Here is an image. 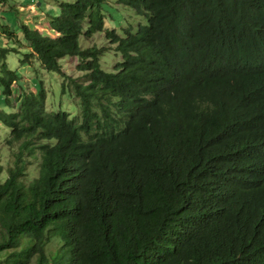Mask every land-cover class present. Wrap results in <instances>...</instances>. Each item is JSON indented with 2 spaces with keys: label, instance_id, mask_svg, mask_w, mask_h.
I'll return each mask as SVG.
<instances>
[{
  "label": "trees",
  "instance_id": "obj_1",
  "mask_svg": "<svg viewBox=\"0 0 264 264\" xmlns=\"http://www.w3.org/2000/svg\"><path fill=\"white\" fill-rule=\"evenodd\" d=\"M116 3L135 33L105 30L107 0L57 1L49 33L19 25L22 65L66 78L78 61L73 117L43 85L16 96L18 50L0 48V264H264V0ZM102 32L113 72L81 45Z\"/></svg>",
  "mask_w": 264,
  "mask_h": 264
},
{
  "label": "rangeland",
  "instance_id": "obj_2",
  "mask_svg": "<svg viewBox=\"0 0 264 264\" xmlns=\"http://www.w3.org/2000/svg\"><path fill=\"white\" fill-rule=\"evenodd\" d=\"M59 2H73L74 0H5L0 1V48L11 49L16 48L18 52H12L7 55V65L10 70L17 72L20 83L23 84L24 90L15 88V95L18 96L23 91L35 92L42 85L47 92V108L50 112L64 111L78 115L79 108L76 98L70 93V89L63 93L62 84L68 81V78L77 79L83 76L76 69L78 61L73 58L65 57L61 60L63 72L66 78L55 72H48L43 69L41 64L32 57L30 64L22 65L20 61L24 59L28 51V43L24 41L21 33H19V25L28 24L33 28L49 33V22L47 21L48 11L54 10V14L58 15ZM105 30H116V32L125 36V30L129 29L135 33L140 22H144L141 17L134 14L130 7L117 5L116 0H107L105 6ZM7 31H12L13 36H8ZM83 48L96 45L105 48L106 51L101 57L102 69L107 72H113L117 62L122 60L120 54L115 52L114 45L106 40L104 32L95 34L91 39H81ZM1 67V62H0ZM15 105V104H14ZM16 106V105H15ZM10 110L5 100L0 97V109ZM10 131L3 125H0V160L6 169L13 164L14 157L11 148L6 146L5 139L9 137ZM18 150V146L14 148ZM33 161V160H32ZM29 168L31 177L37 176V165L33 162ZM7 176L3 173V179ZM31 264H36L33 261Z\"/></svg>",
  "mask_w": 264,
  "mask_h": 264
},
{
  "label": "crops",
  "instance_id": "obj_3",
  "mask_svg": "<svg viewBox=\"0 0 264 264\" xmlns=\"http://www.w3.org/2000/svg\"><path fill=\"white\" fill-rule=\"evenodd\" d=\"M0 1L4 2V0H0ZM47 21H48V20H47Z\"/></svg>",
  "mask_w": 264,
  "mask_h": 264
},
{
  "label": "clouds",
  "instance_id": "obj_4",
  "mask_svg": "<svg viewBox=\"0 0 264 264\" xmlns=\"http://www.w3.org/2000/svg\"><path fill=\"white\" fill-rule=\"evenodd\" d=\"M44 33V32H43Z\"/></svg>",
  "mask_w": 264,
  "mask_h": 264
}]
</instances>
